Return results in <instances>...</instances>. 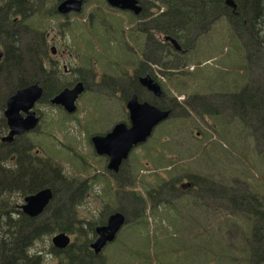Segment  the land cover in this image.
Instances as JSON below:
<instances>
[{
    "label": "trees",
    "instance_id": "16d2710c",
    "mask_svg": "<svg viewBox=\"0 0 264 264\" xmlns=\"http://www.w3.org/2000/svg\"><path fill=\"white\" fill-rule=\"evenodd\" d=\"M53 1L55 0H47L48 3H53ZM87 1L90 5L100 6L101 9L103 7L102 0ZM146 1H156L157 9H163V13L157 15V31L175 41L182 50H189L185 56L188 57L187 60L190 64L195 65L196 75L189 74L186 77L189 87L181 88L176 85V89L185 91V94L200 95L202 88H199L198 82L201 72L198 65L201 61L194 62L190 56L192 52H199L203 48L208 49L211 59L214 58V55H218L220 57L216 62L225 64L220 65L226 67L221 75H233V77L230 78L231 85L224 90L215 87L216 83H220L219 77L208 78L211 84L204 90L208 95H212L214 92L215 105H218L219 111H230L232 119L226 125L222 112L217 111L218 113H214L210 107H207L204 110L205 115L213 117L214 120H212L213 127L206 128V122H200L201 115H189L185 111L186 104L184 101L179 104L171 94H168V100H172V102L166 107L171 109L173 103H175L178 106L179 114L175 119L166 121L167 127L157 134V146L161 143L158 147L166 149L167 153L170 154V144L172 141H176L180 148L176 161H171L170 157L165 156L163 152L157 156V165L161 164L160 167L165 176H161L159 173H149L131 178V185L128 187V198L133 205V210L128 209L127 223L121 227L123 228L121 234L110 243L107 255H94L92 251L87 249V245L91 242L90 233L93 231L94 226H90L87 232L85 227H78L75 228L77 238L72 244L62 251L52 248L47 252V254L57 258V264H197L199 252L202 251L201 243L203 238L207 236L206 227L198 224L194 233L183 232L182 235L175 230L174 233H170L171 236L166 240H176L177 246H169L170 244L166 243L165 249L160 246L154 252L153 257L150 255L144 256L139 250L140 241L133 229L139 226L145 227L147 217H155L156 215L158 222L161 223L163 221L162 215H168L167 213H170L171 216L168 215L165 218L166 220L175 218L174 226L177 222H180L178 227H182L186 224V221L193 225L196 220H200L199 215L202 214V196L205 197L206 195L208 197V200L205 201L204 213L209 212V209L213 211L214 206L207 204V201L210 203L211 198L217 199L216 189L217 191L223 189L220 190L221 193L218 195L219 200L224 199L227 204L235 205L232 201L231 188L236 189L237 187L233 186L231 180H238L242 184L239 187H248V192H260L261 196H264V154L259 153L257 155L256 153L254 155L249 151L246 145L249 136L245 130L248 125L246 114L239 113L240 109L241 112L247 109L248 113L252 115L260 113V128L264 132V82L263 84L261 82L258 84L247 82L249 64L258 58L259 60L256 61L260 65H264V0H232L235 4L234 9L227 7L224 0ZM30 6V36H27L24 20L20 25L13 24L9 27L3 24L0 25V54H2L0 55V105L3 101L2 95L4 93L8 95L14 89L25 86L26 78H29L30 74L32 84L40 82L42 78L40 61L45 52L42 45V29H40L41 25H44V18L41 14L42 2L41 0H31ZM145 17L147 16L143 15V18ZM49 19H54V17L47 16V20ZM220 20L224 22L227 29V32L224 33L225 41L222 40L223 37L216 40L212 36V31ZM206 60L204 59V61ZM224 60H227V62L224 63ZM205 74L207 75V73ZM208 77H211V75ZM203 106L205 107L206 104L204 103ZM157 107L160 109L165 108L164 104L159 103H157ZM259 111H263L262 114ZM236 125L241 128L240 132L242 134L239 135L236 134V131H233L234 136H230ZM194 126L196 130L200 129L202 134L207 137V130H210V135L216 138L212 143V147L210 146L213 151L209 152V168L211 171L209 184L203 188V184H200L201 180L196 177L194 179L195 190L187 189L184 192H178L175 190L174 185L181 182V178L185 175V168L197 159H194L196 152L198 151L200 154V144L196 143L195 136L192 135L193 132L191 131ZM4 130L3 118L0 114V134ZM262 137L264 138V136ZM163 139L165 142H163ZM23 147L19 140H14L7 145L0 143V154L16 153L19 158L15 162L17 172L31 170L39 172L38 166L30 168L23 159L25 154ZM220 152H223V154ZM213 154L216 155L215 160L212 158ZM222 155L224 161L228 163L226 168L220 160ZM151 157V155L144 156V161L152 164ZM214 162H216V165H214ZM238 162L242 166L241 170L237 171ZM255 164L260 166L257 168L260 172L253 179L252 172L256 167ZM165 165L168 166V170ZM46 167L49 177L46 186L52 187L54 182H58V179L53 178L52 175L59 178L58 173H61L62 170L52 161H48ZM141 167L143 170H147L145 165ZM2 170L7 169L3 168L0 162V171ZM225 176L226 179L224 180ZM8 178L0 176V264H45L43 255L37 250H33L34 243L43 235H50L57 230L58 232L65 231L67 227L49 226L47 223L27 225L19 219L12 221L10 217L4 215V207L8 208ZM146 178L150 180L146 181ZM186 178L192 179L194 177L188 175ZM59 180L63 183L62 185H67V182L63 179L59 178ZM222 180L223 182H220ZM14 192L17 193L18 191ZM192 200H195V202ZM252 200L251 205H248L246 201H242L245 206L241 209V213L244 218L247 215L249 220L242 219L246 229H243L241 234L243 238H241L240 243H237L239 256L232 259L234 264H264V202L259 198ZM60 210L59 208L52 214H59ZM192 214H197V216ZM193 218L196 220L191 221ZM200 227L201 229H199ZM89 230L91 231L89 232ZM124 230L128 234L125 249H123V242L119 239ZM161 231H164V229ZM213 234L216 235V232L214 231ZM152 238L155 237L152 236ZM128 244L134 246L130 248ZM171 253L175 254L171 256ZM209 253L210 264L224 263L219 256L221 253L214 257L215 252L211 246ZM177 254L180 255L178 259L175 258ZM195 255H198V258L195 259ZM221 257L223 256L221 255ZM201 264H204V262L201 261Z\"/></svg>",
    "mask_w": 264,
    "mask_h": 264
},
{
    "label": "flooded vegetation",
    "instance_id": "af4514ba",
    "mask_svg": "<svg viewBox=\"0 0 264 264\" xmlns=\"http://www.w3.org/2000/svg\"><path fill=\"white\" fill-rule=\"evenodd\" d=\"M63 1L65 0L48 3L47 0H41L44 25H41L40 29H42V45L45 52L40 61V74L43 79L41 78L37 84L42 91L39 99L30 109V113H33L34 118L37 119V125L30 131L14 135L9 143L1 141V138L6 137L10 131L4 116L6 102L15 90L32 85L31 74L29 78H26L25 86L14 89L8 95L5 93L2 95L0 114L5 130L0 134V143L7 145L14 140H19L24 146L23 159L30 168L38 166L40 169L39 172L34 170L17 172L15 162L19 158L16 153L0 154L1 166L7 169L0 171V176L9 177L8 208L4 207L3 214L10 217L12 221L19 219L27 225L47 223L49 226L67 227L65 231L58 232L57 230L53 233H55L54 235L65 233L69 237L70 244L77 238L75 228L85 227L87 232L90 226H94L90 233L91 242L87 245V249L92 251L90 245L97 238L95 229L105 226L111 214L117 212L123 214L126 219L125 225L127 223V178L155 172L158 174L160 170L162 171L161 164L157 165V156L162 152L157 147L154 148L148 144L156 137V134L153 135L154 130L144 143L129 151L127 157L120 161L116 171L108 168L109 156L99 153L92 139L105 137L117 125H124L127 129L130 127L126 105L131 94L136 96L138 103L144 101L153 103L152 105L156 108H158L157 103L164 104L165 108H161V110H169V117L166 121L175 119L179 114L178 106L175 103L171 109L166 107L172 102V100H168L167 95L171 94L175 99L181 96L182 100H177V102L180 104L184 101L188 107L185 111L189 115H201L200 122L202 123L205 121L203 118L206 117L203 104H214L215 96H213L214 92L212 95H208L204 90L206 87L202 86L204 78H208L203 69L206 64H209L207 63L209 60L202 61L198 65L201 72L198 82L199 88H202L200 95L185 94V91L176 89V85L181 88L189 87L186 77L189 74L196 75V68L194 64L188 62V57L185 56L189 50H182L178 44L180 49H175L172 39L157 31V15L163 13L162 8L157 9V2L135 0L136 6L141 9L138 14H135L133 11L111 8L104 0H102V9L100 6L90 5L87 0H82V10L79 13L69 12L61 15L56 10ZM30 4L31 0H0V25L3 24L7 27L13 24L20 25L24 20L27 36H30ZM143 15L147 17L143 18ZM47 16L54 17V19L47 20ZM113 19H119L121 26L111 25ZM63 34L69 35V40L61 41ZM111 38L115 40L113 43L116 48L115 59L94 58L90 57L89 53L86 58L79 56L78 51H80L82 43L86 44L88 51H93L94 43L100 41L104 46L109 43ZM189 67L191 70H187ZM145 77L159 86L163 94L162 98L153 96L141 85V81ZM262 81L264 82V79ZM77 83L82 84L83 91L74 103L73 112L66 111L62 106L51 104V100L64 89H71ZM81 102L82 106H80ZM213 112L218 113L215 110ZM19 115L25 118L29 114L20 112ZM207 127H209V123L206 122ZM255 133L257 134L256 130ZM192 135L194 134L192 133ZM202 135L201 130L197 129L194 136L201 149L200 154L198 151L196 152L194 159H197L191 164L202 162L201 169L204 167L206 172L195 171L191 174V177L194 178H185L183 182L176 183L174 187L178 192H184L187 189L195 190L194 179L196 177L205 178L203 186L209 184L210 146L209 141L201 140ZM256 142L260 143L257 138ZM141 151L143 155L152 156L153 163H145L147 170L136 165V162L140 160L135 159V156L139 155ZM164 155L170 156L168 153H164ZM56 157H66L79 163L81 170L65 174L63 171L58 173L59 178L67 182L66 186L62 185L63 183L57 176L52 175L53 178L58 179V182L55 183L53 180L55 185L48 187L46 186L49 178L46 165L48 161L54 162ZM176 158L177 155L173 160L169 159L176 161ZM149 165L151 169L147 168ZM232 188L231 191H240L239 194L243 196L241 198L234 197L236 201L234 204H238L239 208L235 212H227V218L233 221H236L238 217L241 220L245 218V220H249L247 215L244 218L241 213L242 201L251 205L252 199L261 198L264 202V196H261L260 192H248V187ZM21 189L23 190L20 191ZM45 189L51 192L47 205L35 217L25 215L22 211L25 199ZM201 204L202 214H204L206 204L203 196ZM59 208L61 209L60 213L53 215L52 213ZM225 209L227 211L229 207L227 206ZM47 212L50 213L48 217H46ZM96 217H100L99 220L96 221ZM199 219L204 218L200 216ZM195 220L191 219V221ZM198 221L200 222V220ZM122 230L123 228L116 233L115 238L121 234ZM109 246L110 243L106 244L99 255L108 251Z\"/></svg>",
    "mask_w": 264,
    "mask_h": 264
},
{
    "label": "rangeland",
    "instance_id": "374dc122",
    "mask_svg": "<svg viewBox=\"0 0 264 264\" xmlns=\"http://www.w3.org/2000/svg\"><path fill=\"white\" fill-rule=\"evenodd\" d=\"M154 3H156V1H154ZM111 25L115 26V27H119L120 25V21L119 19H113L112 22L110 23ZM227 32V29L225 27V24L222 20L219 21L218 25L213 29L212 31V36L214 37V39L219 40V38L223 37V41H225V34ZM216 33H218V35H216ZM59 37V36H58ZM60 38V37H59ZM69 40V35L67 34H63V37L61 38V41L63 40ZM213 40V38H211ZM93 41V40H92ZM115 42L114 39H110L109 43H107V45H102V42L97 41L96 43H94V46L92 47L94 50L93 51H88L86 49V44L82 43L81 45V49L80 51H78V54L81 58H86L87 54H90V57H94V58H100V59H105V58H113L115 59V55H116V48L115 45L113 44ZM193 53V52H192ZM191 53V58H193L192 60L194 62H198V61H203L204 59H207L209 61H207L206 66L204 67V71L205 73H207V75H211V77L208 78H218L220 79V83H216L215 87H219L221 89H226L231 85L230 82V78L233 77V75L231 76H224L221 75L225 70L226 67L225 66H220V65H225V64H221V62H216L218 60V58L220 56L218 55H214L211 59L210 56V51L208 49L203 48L201 51H196L193 54ZM262 57V56H261ZM211 59V60H210ZM259 60L258 58L254 59L249 65V73L247 76V82L251 84V82L253 84H258L259 82H261L263 84V79H264V65H260L258 63ZM224 63L227 62V60L223 61ZM194 66V65H193ZM227 67L229 66L228 64L226 65ZM187 70H191V68L189 67ZM222 71V72H221ZM208 75V76H209ZM206 78L205 80H203L202 82V86L204 87H208L210 81L209 79ZM249 85V84H248ZM264 85V84H263ZM177 100H182L181 96H179ZM214 104L211 103H205L206 106L204 107L205 109L207 107H210L212 110L215 111H219L218 110V105H215L216 100H213ZM88 105V104H87ZM80 106H82V102L80 103ZM186 108H188L186 106ZM223 113V119L224 121H226V125L229 124V122L232 119V116L230 115V111H219ZM262 112L263 111H259ZM239 113H244L246 114V118H247V123L248 125L246 126L245 130H246V134L248 133L249 136L247 138L246 141V145L249 149V151L251 152V154L257 155L259 153L264 154V138L262 136H264V132L262 130V128H260L261 125V115L259 114H249L247 109L243 110V112ZM227 114V115H225ZM229 114V115H228ZM238 116V114H237ZM207 123H209V126L213 127V123L212 120H214L213 117L211 116H207L203 118ZM165 127H167V124L164 123L162 125H159L158 128L154 129V134H156V137L151 140L148 144H151L154 148L157 147V149H159L160 152H164L167 153L166 149H163L161 147H158L161 145V143L157 146V134L160 133L161 130H163ZM235 130H232V133L230 136H234V132L236 131V134H242V132H240L241 128L238 127V125L235 126ZM257 128V129H256ZM209 129V128H208ZM255 130L257 132V134L255 133ZM208 133V137L202 135L203 137H200L202 141L206 142L209 141V146L212 147V143L213 141L216 139L215 136L214 138L212 137V135H210V130H207ZM192 132L195 135L197 130L196 128H192ZM256 138L259 140V144H257L256 142ZM255 140V141H254ZM163 142H165V140L163 139ZM146 144V145H148ZM218 146V145H217ZM170 159L173 160V158L178 154V150L180 149L179 146L177 145L176 141H172L170 144ZM240 149V147H239ZM213 151L210 149V152ZM227 152V150H226ZM225 152V154H226ZM221 154H223V152H220ZM144 156H146V154L143 155V152L141 151V153L137 156H135V159H139L140 161L136 162L137 166H143L145 165V163L147 161H144ZM168 157V158H169ZM212 158L215 160L216 159V155L213 154ZM218 158V157H217ZM240 158V156H239ZM228 159V158H227ZM220 160L224 163V167H227V164L224 159H223V155L220 158ZM229 160V159H228ZM54 162L61 168V170L63 171V173H69L75 170H81V165L77 162H74L66 157H56L54 159ZM149 163V162H148ZM209 163V161H208ZM214 165H216V162H214ZM256 165V164H255ZM202 166V162L200 164L198 163H193V164H189V166H187V168H185L183 166V169L185 168V175L183 178H181V182L184 181V179L186 178V176H192V173H195V171H199V173H201L203 171L206 172V170L204 169V167L201 169ZM241 166L240 163H237V171L241 170ZM166 169L168 170V166L165 165ZM216 167V166H214ZM259 165H256L255 169L253 170V179H255V176L259 175L258 172H260ZM147 168L151 169V166L149 165ZM261 169V168H260ZM262 170V169H261ZM209 173L210 168H208ZM157 174V172H155ZM198 173V174H199ZM224 174V172H222ZM236 173V171H235ZM159 174L161 176H165L164 173L160 170ZM210 176V175H209ZM198 179H200V184L204 183L205 178L203 177H198ZM224 180L226 179L223 178ZM150 180L149 178H146V181ZM220 182H223L220 181ZM231 182H233V186L240 188L239 186L242 185L240 184L238 181H233L231 180ZM131 185V177L127 178V186L129 187ZM204 188V186H203ZM219 191V192H218ZM216 189V195H217V199L211 198V202L207 204H212L213 207V211L211 209H209V212L201 214L199 216H201L204 219H200V222L198 220L195 221V224H189L187 221L185 222L186 224L183 225L182 227H178V225H180V222L176 224V226H174L175 224V218H172L171 220H166L165 218L169 215L171 216L170 213L163 214L162 218L163 221H161V223L158 222L157 220V215L155 217H147L146 219V225L144 226H139V227H135L133 229V232L135 233V235H138V240L140 241V247L139 250L143 253L144 256H148L150 255L151 257L154 256V252L157 251L158 248H160V246H164L166 245V243H169V246H177V242L176 240H166L169 236H171L170 233H174L175 230L178 234L182 235L183 232H191L194 233L197 230V225L200 224L205 228L206 234L207 236L205 238H203V241L201 243L202 245V251L199 252V258L198 255H195V259H197V264H201V261L204 262V264H210L209 261V257H210V246L212 247V249L214 250L215 254L214 257L217 254H220L223 256H220V259H223L224 263L221 264H234V262L232 261V259L237 258L239 256V253L237 251V243H240L241 238H243L242 231L243 229H246L245 224L242 222L241 218L238 217L236 221H233L229 218H227V212L231 213L230 211H237V209L239 208L238 204L237 205H231L230 203L227 204V202H225L224 200H219L218 195L221 193L220 190ZM240 193V191L237 190H233L231 191V194L233 195V203L236 202L234 197H242V194H238ZM238 194V195H236ZM235 195V196H234ZM207 196L205 195L204 198V203L206 201ZM231 199V197H229ZM261 199V198H260ZM262 200V199H261ZM193 202H195V200H192ZM60 203V201H59ZM206 204V203H205ZM60 205V204H59ZM126 216L128 214V209L133 210V205L132 203L129 201V198L127 196V203H126ZM225 205H229V210L226 211V207ZM208 206V205H207ZM231 206V207H230ZM242 207H244V205H241ZM208 208V207H207ZM212 211V213H211ZM198 213V212H197ZM50 215L49 212L46 213V217H48ZM194 215V214H192ZM194 216H197L194 215ZM100 217H96L95 220H99ZM93 222H95L94 220H92ZM164 231H161L163 230ZM201 229V227L199 228ZM216 232V235L213 234V232ZM55 233H51L50 235H43V237H41L39 240H37L34 245H33V250H37L41 255H43L44 259H45V264H57V259H55L54 257H52V255L47 254V252H49L53 247H52V243H51V238ZM150 236V237H149ZM155 237V238H152ZM159 237V240H158ZM163 238V239H162ZM120 241L123 242V249H125L126 247V243L128 242V234L126 232V230H124L122 232V235L119 237ZM162 239V240H161ZM161 240V241H160ZM194 243H196V241H194ZM211 243V244H209ZM158 244V247H157ZM220 244V245H219ZM210 245V246H209ZM134 245L133 244H128V247L132 248ZM204 248V249H203ZM165 249V248H164ZM125 252V251H124ZM108 251L103 252V254H101L102 256L107 255ZM175 253H171V256H173ZM241 256V255H240ZM226 257V258H225ZM176 259L180 258V255L177 254ZM219 258V257H218ZM174 262V260H173ZM219 264V263H218Z\"/></svg>",
    "mask_w": 264,
    "mask_h": 264
},
{
    "label": "water",
    "instance_id": "95a60500",
    "mask_svg": "<svg viewBox=\"0 0 264 264\" xmlns=\"http://www.w3.org/2000/svg\"><path fill=\"white\" fill-rule=\"evenodd\" d=\"M105 3L115 9L133 11L135 14L140 12V8L136 6L135 0H104ZM227 7L234 9L235 4L232 0H224ZM82 10V0H65L57 7V13L65 15L69 12L79 13ZM175 49L179 50V46L173 41ZM141 85L147 89L153 96L162 98L163 94L159 86L145 77L141 81ZM41 88L37 83L30 86L17 89L9 96L6 102L4 116L9 126V133L6 137L1 138L2 142L9 143L16 134L27 132L37 125V119L34 114L30 113V109L41 95ZM83 86L77 83L71 89H64L59 95L51 100L52 105L62 106L68 112L75 109L74 103L77 97L82 93ZM127 110L129 113L130 127L127 129L124 125H117L113 131L105 137H95L92 142L95 148L101 154L109 156L108 168L116 171L120 161L125 159L129 151L144 143L151 135L153 130L169 117V110H161L148 102H137L134 94H131L127 101ZM29 114L22 118L19 113ZM51 197L48 189L42 190L37 194L27 197L22 211L29 217H35L47 205ZM125 216L119 212L111 214L105 226L97 227L95 233L96 240L91 243L90 248L94 255H98L106 244L111 243L116 233L125 225ZM52 247L56 250L65 249L69 243V237L65 233H58L51 238Z\"/></svg>",
    "mask_w": 264,
    "mask_h": 264
},
{
    "label": "bare ground",
    "instance_id": "6f19581e",
    "mask_svg": "<svg viewBox=\"0 0 264 264\" xmlns=\"http://www.w3.org/2000/svg\"><path fill=\"white\" fill-rule=\"evenodd\" d=\"M16 91V90H15Z\"/></svg>",
    "mask_w": 264,
    "mask_h": 264
}]
</instances>
